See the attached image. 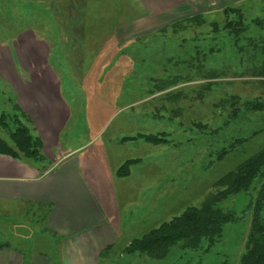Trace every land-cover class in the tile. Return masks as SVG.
<instances>
[{"label": "rangeland", "instance_id": "374dc122", "mask_svg": "<svg viewBox=\"0 0 264 264\" xmlns=\"http://www.w3.org/2000/svg\"><path fill=\"white\" fill-rule=\"evenodd\" d=\"M210 7L160 23L140 18L134 0H0V45L28 28L44 40L46 63L60 78L77 138L86 140L92 125L104 124L101 138L123 144L120 158H140L119 207L121 231L131 211L133 218L146 213L166 221L199 207L225 189L218 182L224 174L264 146V111L240 106L264 101V0ZM14 107L13 91L0 78V114L19 117ZM144 136L162 140L152 145ZM0 137L7 140L1 129ZM258 185L217 204L237 218L223 226L219 239H202L193 249L175 244L160 259L137 251L123 256L140 259L136 264H238L250 221L246 206ZM5 218L12 225L0 221V244L56 248L55 237L38 241L35 233L24 242V226L14 225L21 216ZM126 234L109 248L111 264H124L116 251L125 246Z\"/></svg>", "mask_w": 264, "mask_h": 264}, {"label": "crops", "instance_id": "0c3cea01", "mask_svg": "<svg viewBox=\"0 0 264 264\" xmlns=\"http://www.w3.org/2000/svg\"><path fill=\"white\" fill-rule=\"evenodd\" d=\"M134 1L141 8L140 18L162 23L200 12L203 5L220 8L242 0ZM46 55L44 40L36 39L30 28L17 32L9 45H0V78L13 91L14 105L29 118L31 133L41 141L43 157L42 161L33 162L0 154V214H8L0 221L7 227L12 224L5 217L21 216V222L14 225L24 226V242L32 241L30 237L35 233L34 236L40 235L34 238L38 241L55 237L57 246L29 251L0 244V264H111L108 250L122 232L129 234L135 225L139 226L138 232L129 237L126 234L125 246L116 254L125 258L124 264L140 263V259L123 256L128 253L125 247L136 240L130 237H142L170 219L165 221L163 216L153 221L152 215L147 219L146 213L142 219L133 218L131 211L130 218L124 220L127 228L120 230L119 207L129 196L126 184L132 180L131 168H138L140 158H120L123 144L101 138L99 131L104 124L92 125L86 140L77 138L70 107L61 93L60 78L47 65ZM132 152L138 154L136 150ZM125 161H132L129 171L119 176L116 171ZM140 225L145 228L142 230Z\"/></svg>", "mask_w": 264, "mask_h": 264}, {"label": "trees", "instance_id": "16d2710c", "mask_svg": "<svg viewBox=\"0 0 264 264\" xmlns=\"http://www.w3.org/2000/svg\"><path fill=\"white\" fill-rule=\"evenodd\" d=\"M260 51L264 57V48ZM261 66L260 69L264 70V61ZM260 75L264 73L261 72ZM230 100L231 104L236 105L235 99ZM240 106L244 112L264 111V101H243ZM14 108L20 112L19 117L10 115L8 118L7 115L0 114V129L7 138L5 140L0 137V154L14 159L42 161L41 141L31 133L29 118L20 109ZM143 139L152 145L162 140L147 136ZM241 141L239 140V143ZM130 162L132 161H125L117 169L116 174L127 175ZM218 182L225 189L205 198L199 207H187L178 216L162 222L139 239L131 241L125 251L128 253L137 251L148 258L160 259L175 244L184 249H193L202 239L209 243L219 239L223 226L234 222L237 218L232 212L221 209L217 204L229 196L245 193L254 183H258L254 196L249 199L246 206L247 211L250 212V221L244 251L238 264H264V146L224 174Z\"/></svg>", "mask_w": 264, "mask_h": 264}]
</instances>
